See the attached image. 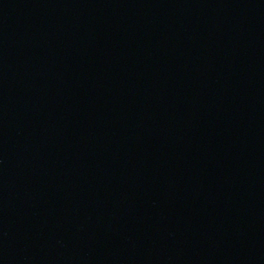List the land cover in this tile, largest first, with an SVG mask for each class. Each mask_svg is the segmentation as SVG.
Listing matches in <instances>:
<instances>
[{
  "label": "water",
  "instance_id": "1",
  "mask_svg": "<svg viewBox=\"0 0 264 264\" xmlns=\"http://www.w3.org/2000/svg\"><path fill=\"white\" fill-rule=\"evenodd\" d=\"M0 264H264V0H0Z\"/></svg>",
  "mask_w": 264,
  "mask_h": 264
}]
</instances>
